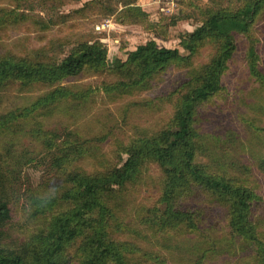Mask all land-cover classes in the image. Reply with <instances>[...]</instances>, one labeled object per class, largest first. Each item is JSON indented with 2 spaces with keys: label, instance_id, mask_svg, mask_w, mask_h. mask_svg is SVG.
<instances>
[{
  "label": "trees",
  "instance_id": "16d2710c",
  "mask_svg": "<svg viewBox=\"0 0 264 264\" xmlns=\"http://www.w3.org/2000/svg\"><path fill=\"white\" fill-rule=\"evenodd\" d=\"M8 1L16 6L0 7V38L19 29L44 41L45 33L56 29L76 32L83 22L114 19L167 39V32L150 22L138 0H89L67 14L58 12L64 0ZM179 3L191 13L172 16L169 27L190 18L200 24L195 31L180 35V47L186 54L150 40L127 52L125 61L110 65L107 45L93 35L66 38L51 58L36 54L18 59L0 54V92L49 89L29 107L1 117L0 126L20 119L51 117L62 103L82 105L96 92L104 93L111 102L135 92H148L172 69L184 71L186 76L173 94L174 113L165 128L120 145L112 158L97 160L90 168L85 165L94 153L90 139L74 131L62 135L42 125L33 128L32 138L45 146L52 162L48 194L29 196L33 227L29 222L16 223L11 184L0 160V264H168L162 253L120 238L125 230L159 245L161 250L176 252L178 257L170 259L172 264H210L225 250L218 246L224 237L216 241L206 234L215 215L225 221L228 245L236 244L241 255L248 256L244 264H264V197L227 166L215 168L202 162L206 136L199 120L206 106L224 91L223 75L237 50L236 37L248 35L264 0H210L211 6L203 7L194 0ZM36 6L41 10L33 13ZM64 45L71 46L67 52ZM206 46L213 47L214 54L207 62L198 63ZM257 61L252 46L248 51L250 73L264 83ZM87 73L114 79L104 80L96 89L75 91L65 85ZM258 131L264 135V128ZM152 167L159 171L161 193L137 218L143 230H129L121 215L128 193L138 191L144 174ZM241 168L249 170L247 166ZM255 169L264 177V159ZM184 234L205 237L200 242L202 254H185L186 245L178 241Z\"/></svg>",
  "mask_w": 264,
  "mask_h": 264
},
{
  "label": "rangeland",
  "instance_id": "374dc122",
  "mask_svg": "<svg viewBox=\"0 0 264 264\" xmlns=\"http://www.w3.org/2000/svg\"><path fill=\"white\" fill-rule=\"evenodd\" d=\"M89 0L73 2L64 0L58 8L60 13H70L83 7ZM182 0H138V5L148 11L149 20L153 25L162 26L161 31L167 32V39L161 40L155 32L144 30L142 26H124L114 19L102 23L83 22L72 32L68 28L62 31L53 30L45 33L44 41L38 39L37 34L25 33L22 30H11L7 37L0 38V54H12L18 59L42 54L51 58L54 51L69 39H77L82 35L98 37L107 45L109 64L116 58L126 59V49L135 50L138 46L155 40L159 46L175 48L180 41V35L187 30L199 27L197 20H180L174 27H169L172 16L182 17L190 14L191 10L182 6ZM196 5L211 6L210 0H194ZM150 5L149 7H146ZM16 6L8 0H0V7ZM39 6V5H38ZM36 6L33 13H38L41 8ZM133 29V31H132ZM66 40V41H65ZM237 50L228 64L223 75L224 91L216 96L201 112L200 122L203 125L205 138L201 147L200 157L202 162L210 163L217 167L227 166L229 171L236 173L249 185L259 191L264 197V177L255 169L257 163L264 159V83L257 81L250 73L248 51L254 46L258 54V70L264 75V8L256 18L248 35L236 37ZM65 46V47H64ZM66 52L71 46L64 45ZM62 47V46H61ZM40 51L42 53H40ZM215 49L206 46L202 49L198 63L207 62L214 54ZM125 61V60H124ZM108 76V75H107ZM104 75L93 73L84 74L80 79L65 83L75 91L96 89L108 79ZM111 76L108 81H113ZM186 81L185 72L172 69L161 77L157 85L148 92H135L133 95H124V98L111 102L102 92H96L82 105L73 101L62 103L57 113L51 117L35 120L20 119L0 126V160L1 167L8 178L10 190L14 200L16 223L34 226L29 215L31 212L30 194L44 196L48 194L50 185L46 184L52 178L51 156L45 146L31 136L33 128L42 125L43 129L65 135L74 131L93 142L94 153L86 161V166L91 167L97 160L112 158V153L120 145H125L132 140L153 136L167 126L174 113L175 91H179ZM49 89L33 93H22L14 88L0 92V118L19 109L29 107L36 98ZM212 157V158H211ZM211 158V159H210ZM217 158V162L214 159ZM241 166H247L248 172ZM251 170V172H249ZM156 167L146 171L144 179L136 189L128 193V200L124 206V224L130 226L129 230H143L137 223V218L144 209L154 205L160 195V175ZM208 236L213 240L225 238L218 246L222 250V257L215 258L210 264H244L248 256H242L240 249L229 244V236L225 230V221L216 215L211 219ZM120 238L141 243L142 246L153 249L167 257L168 264H172V257H178L176 252L161 250L159 245L139 239V235L125 230ZM179 242L186 245V255L202 254L204 248L200 242L204 238L184 234L178 237ZM221 250V249H220ZM232 252L231 255L226 253ZM180 264V263H179Z\"/></svg>",
  "mask_w": 264,
  "mask_h": 264
},
{
  "label": "crops",
  "instance_id": "0c3cea01",
  "mask_svg": "<svg viewBox=\"0 0 264 264\" xmlns=\"http://www.w3.org/2000/svg\"><path fill=\"white\" fill-rule=\"evenodd\" d=\"M141 6V5H140ZM150 5H148V6H146V7H149ZM145 10L144 11H146V8H144ZM147 13H148V11H147ZM197 28H195L194 30H187V32H193V31H195ZM132 31H133V29H132ZM143 45V44H142ZM164 47H167V46H164ZM168 48V47H167ZM137 48H135V50H136ZM171 49H179L183 54L185 53L186 54V51L182 48V47H180V41H179V43H178V46L177 47H175V48H171ZM135 50H130V49H126L124 52L126 53L125 55H124V57L126 58L127 57V52H132V51H135ZM109 54V53H108ZM124 60H126V59H124ZM121 57H118V58H116V61H124Z\"/></svg>",
  "mask_w": 264,
  "mask_h": 264
}]
</instances>
